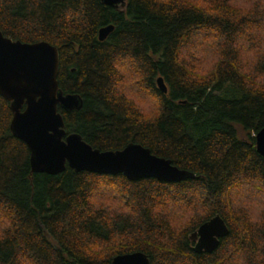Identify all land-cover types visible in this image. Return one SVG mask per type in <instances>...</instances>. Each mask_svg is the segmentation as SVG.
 <instances>
[{
  "label": "trees",
  "instance_id": "trees-1",
  "mask_svg": "<svg viewBox=\"0 0 264 264\" xmlns=\"http://www.w3.org/2000/svg\"><path fill=\"white\" fill-rule=\"evenodd\" d=\"M252 6L0 0L6 37L60 52V90L83 101L81 110L59 109L67 135L100 151L138 144L196 176L131 181L69 166L56 176L35 173L11 129L12 104L0 95V264H113L137 252L151 264H264V156L256 140L264 129V0ZM207 33L217 34V62L201 75L188 51L209 46ZM243 38L255 62L242 57ZM129 83L154 99L155 112L130 97ZM216 216L229 235L200 254L192 237Z\"/></svg>",
  "mask_w": 264,
  "mask_h": 264
},
{
  "label": "water",
  "instance_id": "water-1",
  "mask_svg": "<svg viewBox=\"0 0 264 264\" xmlns=\"http://www.w3.org/2000/svg\"><path fill=\"white\" fill-rule=\"evenodd\" d=\"M106 6L126 7L127 0H101ZM110 26L100 31L105 41L114 31ZM60 52L47 42L28 44L14 41L0 30V95L12 104L11 129L31 152L35 173L52 176L65 172L67 166L79 172L105 176L124 175L131 181L155 179L164 183H181L196 179L195 174L173 165L172 161L154 155L151 150L131 144L122 151H100L79 134L67 135L60 107L67 112L81 110L83 101L77 95L60 90ZM163 93L168 88L158 80ZM257 150L264 156V129L257 137ZM229 228L221 216L207 222L192 237L198 253H213ZM113 264H151L141 252L118 256Z\"/></svg>",
  "mask_w": 264,
  "mask_h": 264
},
{
  "label": "rangeland",
  "instance_id": "rangeland-1",
  "mask_svg": "<svg viewBox=\"0 0 264 264\" xmlns=\"http://www.w3.org/2000/svg\"><path fill=\"white\" fill-rule=\"evenodd\" d=\"M190 1L202 7H207L210 5L211 2H215L217 0H190ZM231 1L233 5L243 8L244 10H247L253 7L252 6L253 0H231ZM247 32H248L247 35H251L254 38H257L261 35L260 32H256V31L248 30ZM209 36H210V40L208 41L209 46L205 47L206 44L201 45V43H198V45H196L195 48L189 49L188 51V53H191L192 57L194 58L192 59V61L196 60L197 62L196 69L201 75L207 74L209 70H211L214 67L215 63L217 62V56L215 55L214 49H213V47L216 46L214 44L216 43L217 34L207 33L205 34L203 38H207ZM252 45L253 43H251L246 38H243L242 40H240V51H241L242 57L245 58L246 62H250V61L255 62V60L257 59L256 58L257 51ZM127 87L128 88L126 89L128 91V94L130 95L132 99L136 101V103L138 104L140 103L147 111L155 112L157 107H156V102L154 101L152 97L150 98L149 96L146 95V98H145L144 96H142L143 94L139 92L140 90H138V86L135 83H129ZM137 93H139L140 96L136 95ZM252 216L255 220L259 217L258 213ZM177 220H180V219H177ZM185 221H186V218H184V216H181V221L178 225L180 224L185 225Z\"/></svg>",
  "mask_w": 264,
  "mask_h": 264
},
{
  "label": "bare ground",
  "instance_id": "bare-ground-1",
  "mask_svg": "<svg viewBox=\"0 0 264 264\" xmlns=\"http://www.w3.org/2000/svg\"><path fill=\"white\" fill-rule=\"evenodd\" d=\"M196 244H197V242H196Z\"/></svg>",
  "mask_w": 264,
  "mask_h": 264
}]
</instances>
